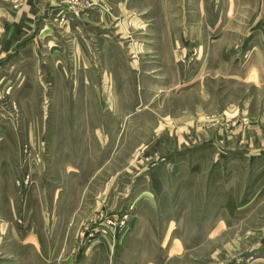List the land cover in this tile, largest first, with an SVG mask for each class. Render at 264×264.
I'll return each mask as SVG.
<instances>
[{
    "label": "rangeland",
    "instance_id": "rangeland-1",
    "mask_svg": "<svg viewBox=\"0 0 264 264\" xmlns=\"http://www.w3.org/2000/svg\"><path fill=\"white\" fill-rule=\"evenodd\" d=\"M0 264H264V0H0Z\"/></svg>",
    "mask_w": 264,
    "mask_h": 264
}]
</instances>
